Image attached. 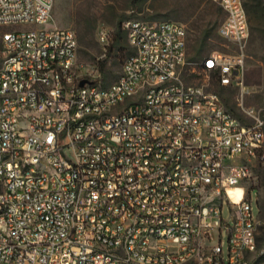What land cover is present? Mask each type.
Instances as JSON below:
<instances>
[{
    "label": "built area",
    "instance_id": "obj_1",
    "mask_svg": "<svg viewBox=\"0 0 264 264\" xmlns=\"http://www.w3.org/2000/svg\"><path fill=\"white\" fill-rule=\"evenodd\" d=\"M215 1L218 34L239 51L200 69L243 86L244 1ZM55 2L0 0V264H264L245 185L264 168L260 112L237 116L185 81L177 21L124 22L132 51L103 86L76 32L47 27Z\"/></svg>",
    "mask_w": 264,
    "mask_h": 264
},
{
    "label": "rangeland",
    "instance_id": "obj_2",
    "mask_svg": "<svg viewBox=\"0 0 264 264\" xmlns=\"http://www.w3.org/2000/svg\"><path fill=\"white\" fill-rule=\"evenodd\" d=\"M138 1V2H137ZM248 7L250 32L243 44L246 54L244 85L222 87L213 75L200 69L202 60L213 52H234L218 34L225 14L215 0H56L53 19L47 27L71 29L78 37V61L89 74L103 86L114 83L121 72L123 59L131 53L124 22L132 19L151 22L177 21L188 31L184 79L189 84L203 85L218 93L226 107L242 116L246 108H254L264 118V0L256 7ZM107 28L111 35L108 44L98 38V30ZM22 29L36 26H20ZM8 29V28H5ZM113 48L111 56L107 55ZM106 60L102 73L100 64ZM251 190L254 215L258 216L259 246L264 244V168L258 167L255 176L246 182ZM221 216L228 219L230 209L223 204ZM228 236H223L224 256L227 253Z\"/></svg>",
    "mask_w": 264,
    "mask_h": 264
},
{
    "label": "trees",
    "instance_id": "obj_3",
    "mask_svg": "<svg viewBox=\"0 0 264 264\" xmlns=\"http://www.w3.org/2000/svg\"><path fill=\"white\" fill-rule=\"evenodd\" d=\"M244 1V6H245V9H246V12H247V15H248V7L250 8L252 4H250L251 2L254 4L255 3V6L258 7L257 5L260 4L261 0H243ZM138 2V1H137ZM113 53V48L110 47L108 52H107V55L108 56H111ZM106 69V60L102 61L101 64H100V71L103 73Z\"/></svg>",
    "mask_w": 264,
    "mask_h": 264
},
{
    "label": "water",
    "instance_id": "obj_4",
    "mask_svg": "<svg viewBox=\"0 0 264 264\" xmlns=\"http://www.w3.org/2000/svg\"><path fill=\"white\" fill-rule=\"evenodd\" d=\"M84 83H85V81H83V82L81 83V85L83 86V85H84Z\"/></svg>",
    "mask_w": 264,
    "mask_h": 264
}]
</instances>
